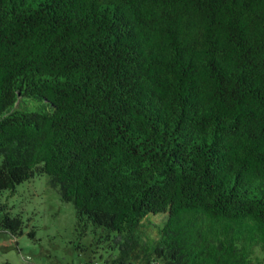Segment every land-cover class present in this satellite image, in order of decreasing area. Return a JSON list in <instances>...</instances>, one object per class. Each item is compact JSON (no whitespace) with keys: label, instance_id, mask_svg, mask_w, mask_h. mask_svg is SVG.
Returning <instances> with one entry per match:
<instances>
[{"label":"trees","instance_id":"trees-1","mask_svg":"<svg viewBox=\"0 0 264 264\" xmlns=\"http://www.w3.org/2000/svg\"><path fill=\"white\" fill-rule=\"evenodd\" d=\"M42 175L85 264H264V0H0L1 229Z\"/></svg>","mask_w":264,"mask_h":264},{"label":"rangeland","instance_id":"rangeland-1","mask_svg":"<svg viewBox=\"0 0 264 264\" xmlns=\"http://www.w3.org/2000/svg\"><path fill=\"white\" fill-rule=\"evenodd\" d=\"M2 200L22 225L16 236L0 227V264H85L101 262L110 252L106 242H98V229L79 235L72 203L60 198L47 175L19 184Z\"/></svg>","mask_w":264,"mask_h":264}]
</instances>
